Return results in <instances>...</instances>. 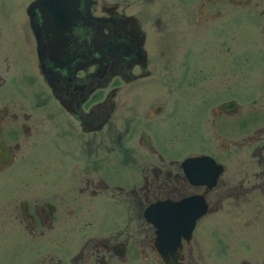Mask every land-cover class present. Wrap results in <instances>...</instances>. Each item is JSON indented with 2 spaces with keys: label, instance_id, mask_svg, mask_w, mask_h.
Listing matches in <instances>:
<instances>
[{
  "label": "flooded vegetation",
  "instance_id": "flooded-vegetation-1",
  "mask_svg": "<svg viewBox=\"0 0 264 264\" xmlns=\"http://www.w3.org/2000/svg\"><path fill=\"white\" fill-rule=\"evenodd\" d=\"M190 40L213 57L189 73ZM253 73L264 0H0V264H264ZM162 92L204 115L185 155Z\"/></svg>",
  "mask_w": 264,
  "mask_h": 264
},
{
  "label": "rangeland",
  "instance_id": "rangeland-1",
  "mask_svg": "<svg viewBox=\"0 0 264 264\" xmlns=\"http://www.w3.org/2000/svg\"><path fill=\"white\" fill-rule=\"evenodd\" d=\"M169 14V13H168ZM153 34V32H151ZM157 36L158 34L153 35V43H151V53L156 51V48H160L163 53H165V46L167 48V51L169 53H173L174 51V43H173V36L170 33V28H168V32L165 35H162L160 39H157V45L154 43V37ZM190 42V49H191V56H190V61H189V73L192 72L193 64L194 68L197 67V64H203L207 63L210 59L212 58L213 54L212 52L208 49V47H205V44L203 40L201 42H196V41H189ZM253 46L250 42L243 41L242 45V55H253ZM233 53V50L232 52ZM166 54V53H165ZM210 55V56H209ZM230 55V53H228ZM264 78V76H258L255 73L253 74H244L243 75V100L247 99L246 94L254 88L256 83ZM163 96L165 98V104L162 107V114L159 117V125L161 126L162 132L160 133V141L163 144V147L171 148L175 147L178 149L179 152H181L183 155L186 154V151L189 149L195 148V142L189 138L191 137L190 134H194L197 130L202 132L203 128V117L204 115L201 114V118L198 116L193 117L194 121L190 120L189 116V109L188 108H179L180 112L178 117L173 118V115H170V101L172 100L171 94L167 92H162ZM251 96V95H250ZM250 97H248V100ZM170 100V101H169ZM246 107H244V110ZM197 110V109H192ZM199 111V109H198ZM191 112V113H192ZM203 115V116H202ZM162 116H165L166 118L162 119ZM189 116V117H188ZM236 253H232L229 255L228 259H230L231 256H233ZM241 256L243 255H251L250 252H242L240 254ZM237 256V255H235Z\"/></svg>",
  "mask_w": 264,
  "mask_h": 264
},
{
  "label": "water",
  "instance_id": "water-1",
  "mask_svg": "<svg viewBox=\"0 0 264 264\" xmlns=\"http://www.w3.org/2000/svg\"><path fill=\"white\" fill-rule=\"evenodd\" d=\"M85 12V11H84ZM87 14V11L85 12Z\"/></svg>",
  "mask_w": 264,
  "mask_h": 264
}]
</instances>
